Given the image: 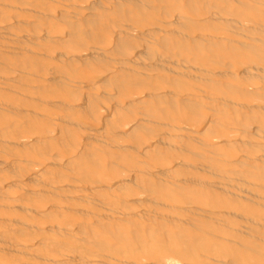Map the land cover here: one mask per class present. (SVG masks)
<instances>
[{"label":"bare ground","instance_id":"obj_1","mask_svg":"<svg viewBox=\"0 0 264 264\" xmlns=\"http://www.w3.org/2000/svg\"><path fill=\"white\" fill-rule=\"evenodd\" d=\"M0 264H264V0H0Z\"/></svg>","mask_w":264,"mask_h":264}]
</instances>
